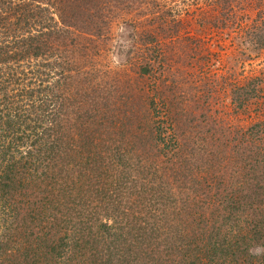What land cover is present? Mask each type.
<instances>
[{
    "label": "trees",
    "instance_id": "obj_1",
    "mask_svg": "<svg viewBox=\"0 0 264 264\" xmlns=\"http://www.w3.org/2000/svg\"><path fill=\"white\" fill-rule=\"evenodd\" d=\"M168 1L0 0V264H264V11L196 0L254 54L228 106Z\"/></svg>",
    "mask_w": 264,
    "mask_h": 264
},
{
    "label": "rangeland",
    "instance_id": "obj_2",
    "mask_svg": "<svg viewBox=\"0 0 264 264\" xmlns=\"http://www.w3.org/2000/svg\"><path fill=\"white\" fill-rule=\"evenodd\" d=\"M184 3L185 4L182 3L179 8L183 10V16H186L184 18L185 27L182 34H185L184 36H186L187 39L181 44H177V50L180 51L183 56L188 51L190 52V49H193V51L189 53L192 58L190 62L195 64L196 67L194 70H190V72L193 71L192 73L196 74L195 76L199 79L205 76L206 79L202 84L208 83L211 87H214V98H221L220 102L222 105L227 104L230 106L229 89L226 88V84H223L222 80L230 78V82L240 83L244 77L252 75L253 72L248 67L247 64L249 61L247 60H249L250 56L254 57V54L250 52V47H248L247 44H244V46L240 44V42H243L242 40L237 42L234 41V34L231 35V39L225 34H217V32L207 24V21L203 20L202 14L208 13L209 17L214 15L211 8L199 5L196 7V0H186ZM167 5L171 6L170 0ZM242 5L244 7L246 6V9L238 12V16L242 18V21L244 17L248 16L251 17V20H254L258 12L264 11V0H245L242 1ZM129 18L126 19L128 24L123 19H121V21L125 23L119 20L114 23V38L112 43L109 44V53L106 58L101 59L103 63L105 62V66H110L113 75L120 74V76H123L124 73H131L132 70L129 60L132 58L131 50L134 45V31L131 25H129L131 20L133 21V17L130 16ZM201 22H203L202 25ZM194 36L200 39L202 38V42L200 43L201 48L198 50L193 41V39H196ZM204 56L207 57V59L201 62L200 58ZM197 59L200 60L199 63L203 65V70H200L199 66L196 65ZM201 71L203 73H200ZM211 76H215V78L222 83L221 86L223 90L221 86H213L212 82L214 79Z\"/></svg>",
    "mask_w": 264,
    "mask_h": 264
},
{
    "label": "clouds",
    "instance_id": "obj_3",
    "mask_svg": "<svg viewBox=\"0 0 264 264\" xmlns=\"http://www.w3.org/2000/svg\"><path fill=\"white\" fill-rule=\"evenodd\" d=\"M250 254H253L252 249L249 250Z\"/></svg>",
    "mask_w": 264,
    "mask_h": 264
}]
</instances>
